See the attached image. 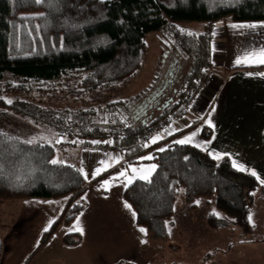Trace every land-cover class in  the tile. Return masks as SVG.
Here are the masks:
<instances>
[{
	"label": "trees",
	"instance_id": "1",
	"mask_svg": "<svg viewBox=\"0 0 264 264\" xmlns=\"http://www.w3.org/2000/svg\"><path fill=\"white\" fill-rule=\"evenodd\" d=\"M221 19L264 21V0H44L41 4L35 0H0V107L51 125L60 135L86 139L81 144L92 146V141L110 140L125 149L132 161L152 150L157 169L151 182L134 180L124 196L136 212L137 224L154 237L166 236L182 190L192 209L197 208L195 201L200 198L214 202L228 223L250 232L254 195L257 189L264 190L257 176L241 171L228 156L215 158L191 144L171 142L161 152L158 146L163 142H145L164 119L176 109H184L183 103L190 102L208 70L209 33L190 34L178 23L199 21L210 26ZM155 31H161L168 40L166 61L188 63L179 92L176 96L167 94L175 99L165 109L141 118L137 106L142 102L135 105L119 100L100 108V122L94 120L97 109L81 110L77 115L86 118L76 121L64 115L66 112L48 111L35 102L36 92L55 89L54 81L72 76L83 78L81 88L86 91L126 81L141 68L148 51L146 37ZM164 82L165 76L160 88ZM210 134L211 130L204 127L203 136L209 138ZM26 141L0 128V204L15 199L70 197L61 217L44 234L41 247L61 224H71L86 208L83 195L88 185L76 165L51 163L58 154L53 143ZM222 220L215 212L207 217L213 228ZM4 234L3 229L0 250ZM82 241L80 233H68L64 238L68 245Z\"/></svg>",
	"mask_w": 264,
	"mask_h": 264
},
{
	"label": "crops",
	"instance_id": "2",
	"mask_svg": "<svg viewBox=\"0 0 264 264\" xmlns=\"http://www.w3.org/2000/svg\"><path fill=\"white\" fill-rule=\"evenodd\" d=\"M224 20L215 23H222L220 26L213 24L203 30L212 28L206 73L210 84L198 86L186 105L193 108L199 120L187 123L183 119L174 126V113L148 137L147 144L163 142L158 146L160 149L188 137L186 144L215 158L228 156L237 168L255 172L264 181V63L259 62L264 59V21L228 23ZM234 24L244 27H231ZM204 127L211 130L209 138L203 136ZM153 138H158L156 143H152ZM98 141L91 142L94 146L82 142L72 146V164L88 177V188L83 195L86 208L71 224H61L40 247L44 234L61 217L70 197L14 201L19 225H12V231L9 227L2 237L0 264H154L165 252L162 238L156 239L146 227L137 224L136 212L124 196L126 188L141 175H147L153 165L151 176L156 171L152 150L132 161L120 146L108 140ZM102 145L108 146L101 148ZM122 171L126 175L121 176ZM125 203L130 207L126 208ZM74 228L82 229V233ZM68 233H80L83 241L77 245L66 244L64 238ZM261 240L264 241V236Z\"/></svg>",
	"mask_w": 264,
	"mask_h": 264
},
{
	"label": "rangeland",
	"instance_id": "3",
	"mask_svg": "<svg viewBox=\"0 0 264 264\" xmlns=\"http://www.w3.org/2000/svg\"><path fill=\"white\" fill-rule=\"evenodd\" d=\"M224 21L229 23L231 20L225 19ZM178 25L182 31L187 33H201L206 26L205 23L199 21H183ZM220 25L222 23H217L214 26ZM146 42L148 51L141 68L126 81L110 88L86 91L81 88L83 78L72 76L65 80L54 81L55 89L36 92L33 97L35 102L41 107L47 108L48 111L66 112L64 115L76 121L86 118L82 114L77 115L81 110L97 109L98 114L94 118L96 122H100L102 117L100 108L109 103L128 100L129 104L133 102L135 105L141 102L143 104L160 89L161 81L172 61L171 59L166 61V56L170 52L169 43L161 31L148 34ZM182 62L180 63V75L173 85V89L179 88L185 78L188 63ZM170 94L173 93L170 92ZM3 96L13 97L8 94L4 95V93ZM186 105L183 103L184 109H187L185 113L181 108L176 109L172 119L174 126L183 119L187 123L199 120L198 115L192 112L193 108L186 107ZM0 128L27 141L53 143L58 152L56 160L69 163L74 161V148L70 143L86 141V139L83 141L74 138L70 134L60 135L55 127L23 118L4 107H0ZM192 142L194 143L195 139ZM14 201L22 200H7L0 204V231L4 229L5 233L8 232L9 227L11 230L12 225L15 227L19 225V215L16 213L17 205L15 209L13 207L16 203ZM195 203L197 208L194 210L185 200L183 190L181 191L176 202L175 216L167 224L166 236L162 237L166 250L154 261V264H264V241L261 240L264 236V190L259 188L255 192L251 212L252 231L250 232H245L241 227L228 223L224 214L218 212L214 202L208 203L206 199L200 198ZM210 212L219 214L225 221L215 228L209 226L207 217ZM22 221L23 219H21V224ZM160 238V236L156 237L158 240ZM8 245L11 247L10 244ZM208 254L212 255L209 259L207 258Z\"/></svg>",
	"mask_w": 264,
	"mask_h": 264
},
{
	"label": "flooded vegetation",
	"instance_id": "4",
	"mask_svg": "<svg viewBox=\"0 0 264 264\" xmlns=\"http://www.w3.org/2000/svg\"><path fill=\"white\" fill-rule=\"evenodd\" d=\"M181 64L178 59L169 63L168 71L165 73V82L162 87L154 93L149 99H147L143 104L137 107V112L139 116H153L155 111L162 108L165 109L166 102L172 97L168 96L169 92H172L176 96L179 92L178 88L173 89V85L176 83L177 78L180 75ZM167 97V98H166ZM175 99V97H173Z\"/></svg>",
	"mask_w": 264,
	"mask_h": 264
},
{
	"label": "snow or ice",
	"instance_id": "5",
	"mask_svg": "<svg viewBox=\"0 0 264 264\" xmlns=\"http://www.w3.org/2000/svg\"><path fill=\"white\" fill-rule=\"evenodd\" d=\"M43 2H44V0H35V3H36V4H41V3H43ZM231 27H233V28H237V27H244V26H243V25L238 26V25H235V24H234V25H231ZM247 27H249V28H254V27H256V26H255V25H247ZM190 34H191V33H190ZM259 62H260V63H264V59H261ZM237 63L239 64V63H241V61L238 60ZM262 75H264V74H262ZM9 103H11V101H9ZM209 123H210V122H209ZM169 134H171V133H169ZM193 135H195V134H193ZM157 139H158V138H153L152 143H156V142H157ZM189 140H190V138L186 137V138H184V139L174 141V143L183 145V144H185V143H188ZM26 143H29V144H30V143H32V141L29 140V141H26ZM94 143H100V142H99V141H96V142H94ZM158 151L163 152V151H165V149H164V148H160V149H158ZM151 158H152V157H146L145 159H151ZM51 163H52V164H57V163H62V162L53 159V160L51 161ZM101 163H104V162L101 161ZM154 169H155V166L153 165L152 168L148 170V174H147V175H141V176L139 177V179H142V180H145V181L151 182V181H150V176H151V172H152ZM240 170H241V171H244L243 167H241ZM81 171H82V170H81ZM99 171H100V169H97V170H96V174H99ZM133 171L135 172V171H137V170H136V169H133ZM120 175H121V176H124V175H126V173L122 171V172L120 173ZM251 175L256 176V173H255V172H252ZM87 178H88V177H87V175L85 174V179H87ZM257 178L259 179V177H257ZM131 182H132L131 180L128 181L129 184H130ZM261 182L264 183V181H261ZM105 183H107V182H105ZM124 206H125L126 208L130 207L127 203H125ZM133 215H135V213H133ZM249 219L251 220V217H249ZM74 230H76V231H80V232L82 233V229L74 228ZM44 231H48V229L45 228ZM140 231H141V232H145L146 230H145V229H140Z\"/></svg>",
	"mask_w": 264,
	"mask_h": 264
},
{
	"label": "built area",
	"instance_id": "6",
	"mask_svg": "<svg viewBox=\"0 0 264 264\" xmlns=\"http://www.w3.org/2000/svg\"><path fill=\"white\" fill-rule=\"evenodd\" d=\"M212 32V28H209L208 30H207V33H211ZM210 84V78L208 77V76H203V78L201 79V81H200V85H199V88L200 87H202V86H207V85H209ZM199 91V90H198ZM197 91V92H198ZM147 140H148V137L147 138H145V142H146V144H147ZM108 145H102L101 146V148H104V147H107Z\"/></svg>",
	"mask_w": 264,
	"mask_h": 264
},
{
	"label": "water",
	"instance_id": "7",
	"mask_svg": "<svg viewBox=\"0 0 264 264\" xmlns=\"http://www.w3.org/2000/svg\"><path fill=\"white\" fill-rule=\"evenodd\" d=\"M173 101H174V98L171 97V98L166 102V104H165V108L168 107V106H170V104H171Z\"/></svg>",
	"mask_w": 264,
	"mask_h": 264
}]
</instances>
